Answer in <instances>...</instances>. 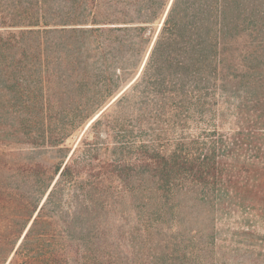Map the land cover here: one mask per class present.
<instances>
[{"label":"trees","instance_id":"16d2710c","mask_svg":"<svg viewBox=\"0 0 264 264\" xmlns=\"http://www.w3.org/2000/svg\"><path fill=\"white\" fill-rule=\"evenodd\" d=\"M263 3L0 0V99L35 124L0 141V264H175L190 225L264 210L261 134L220 110L225 35Z\"/></svg>","mask_w":264,"mask_h":264},{"label":"rangeland","instance_id":"374dc122","mask_svg":"<svg viewBox=\"0 0 264 264\" xmlns=\"http://www.w3.org/2000/svg\"><path fill=\"white\" fill-rule=\"evenodd\" d=\"M262 7L264 9V3ZM6 29L18 32L13 30L17 28L1 27L4 35L8 31ZM225 39L222 55L227 62L224 73L229 79L221 91V97L224 98H220L222 129L240 127L238 129H242L244 133H260L261 138L254 146L255 151L247 150V154L252 159L255 157L254 160L264 162V14H248L240 27L225 35ZM233 64L237 68L232 67ZM7 86L10 87L11 83ZM30 119L20 99H0V141L13 147L24 146L20 141L35 126ZM200 126L202 125L197 124L198 129ZM195 129L196 127H190L189 131L193 132ZM5 147L8 146L0 144V151H8ZM242 153L245 154L246 150ZM212 213L213 211L211 215ZM215 218L214 239L210 220H207L210 224H198L204 227V235H197L193 240L190 239V234L198 226L190 225L189 231L184 233L188 240L186 245H178L174 252L170 248L173 243H168L169 248L164 247V260H177L175 264H264V210L244 205L226 206L216 211ZM183 249L193 251L192 255L189 252L180 255L179 251ZM149 253L153 252L150 250Z\"/></svg>","mask_w":264,"mask_h":264},{"label":"water","instance_id":"95a60500","mask_svg":"<svg viewBox=\"0 0 264 264\" xmlns=\"http://www.w3.org/2000/svg\"><path fill=\"white\" fill-rule=\"evenodd\" d=\"M159 27V26H158Z\"/></svg>","mask_w":264,"mask_h":264}]
</instances>
